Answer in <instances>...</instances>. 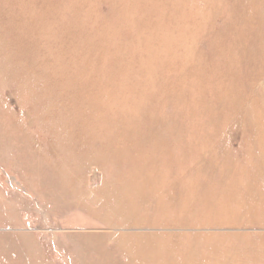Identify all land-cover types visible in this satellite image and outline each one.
I'll use <instances>...</instances> for the list:
<instances>
[{"label": "bare ground", "instance_id": "1", "mask_svg": "<svg viewBox=\"0 0 264 264\" xmlns=\"http://www.w3.org/2000/svg\"><path fill=\"white\" fill-rule=\"evenodd\" d=\"M204 2L207 0H201ZM230 11L239 15L228 21L226 29L235 36L241 51L231 49L229 52L228 45L220 37L222 44L217 45L216 54L212 53L208 61L215 64V59L222 57V66L233 73L227 75L228 71L218 76L213 89L197 91L201 97L199 109L190 111L185 120L200 115L203 123L200 136L204 140L188 143L187 148L179 151L170 145L171 140L178 137L172 130L174 124L161 120L134 130L119 119H95L89 116V112L78 118L77 111L74 122H63L65 105L55 107L54 103L47 101L49 91L43 86L42 78L31 73L21 58L24 54L32 55L33 49L26 47L32 44L0 40V162L7 161L40 198L50 199L52 196L56 202L64 199L69 203L68 207L82 203V197L88 191L84 188L87 180L81 171L89 160H98L91 153L96 152L94 147L100 150L98 155L104 154L105 159L110 150L116 154L128 153L126 151L130 149L160 152L155 159L145 160L136 173H116L114 182H111L113 187L106 185L112 174L103 176L101 183L107 191L103 188L101 191L115 195L109 193L105 198L101 195L102 199L98 200L88 198L89 204L83 208L96 212L108 224L112 221L113 231L97 237L72 236V241L78 243V264H249L239 242H230L227 238L235 235L202 231L215 225H232L228 222L223 202L230 203L232 199V204L235 201L236 195L231 190H235L236 184L244 190L243 195L236 192L237 196L248 200L242 207L238 206L239 210L243 213L256 208V219L264 225V212L259 210L264 207L261 192L264 187V88L260 86L264 76V2L235 0ZM222 30L216 38L219 39ZM31 34L36 36L34 32ZM239 63L243 66L242 72L235 66ZM225 78L232 79V85L237 89L218 86ZM183 96L182 91L177 92L172 95V102L180 101L181 106ZM11 105L15 106L16 112L12 111ZM66 110L70 112L67 106ZM178 112L183 114L180 110ZM132 132L138 137L133 139ZM236 133L244 141L241 148L245 157L243 167L238 165L235 173L228 172V169L224 176L218 175L219 179L214 176V169L231 154L226 155V152L232 146V135ZM145 138L150 139L146 145L142 142ZM130 142L132 145L128 144ZM220 142L224 146H216ZM71 145L83 151L82 157L74 152L67 154L71 161H75L73 166L46 164L49 154H65L67 146ZM164 166L165 170L162 169ZM204 169L207 178L199 176ZM219 182L222 184H217ZM184 190L190 191L186 197V209L169 214L166 207L179 204L185 198ZM251 193L258 197L257 201L256 196H250ZM95 202L100 205L97 211L93 207ZM17 212L16 205L0 198V226L14 225ZM143 227L149 231L138 232ZM11 235L0 232V253L6 259L4 263L23 261L16 255L18 251L27 256L29 264L45 262L32 236L27 233ZM226 243L231 251L222 249ZM262 252L261 261H264V249ZM86 255L91 261L84 259ZM256 258L259 257L252 256L250 260L256 261Z\"/></svg>", "mask_w": 264, "mask_h": 264}, {"label": "rangeland", "instance_id": "2", "mask_svg": "<svg viewBox=\"0 0 264 264\" xmlns=\"http://www.w3.org/2000/svg\"><path fill=\"white\" fill-rule=\"evenodd\" d=\"M234 1L207 0L201 3V0H0V40L12 43L18 40L32 44L31 47L26 46L33 49L32 55L24 54L21 58H24L31 73L42 78L43 86L49 91L47 101L54 103L55 107L65 105L63 122H74L77 111L78 118L89 112V116L95 119H119L134 130L143 129L161 120L174 124L171 128L178 137L174 142L171 140L170 145L179 151L187 148L188 143L196 144L204 140L200 136V125H203L200 115L185 120L190 111L199 109L198 101L201 97L197 91L212 88L217 83L218 76L229 71L222 66V57L215 59L217 65L208 61L212 53L216 54L217 45L222 44L220 37L228 45L229 52L231 49L234 52L241 51L235 36L226 29L228 21L235 20L239 15L230 11ZM262 17L264 19L263 13ZM222 28L218 39L216 36ZM235 66L241 72L244 70L240 63ZM234 69L233 66L232 70ZM231 73L233 72L229 71L227 75ZM262 80L260 86L264 88V76ZM232 81L228 78L222 79L218 86L237 89ZM181 91L184 96L180 106V101L172 102L171 97ZM66 106L70 112L66 110ZM11 109L16 112L15 106L11 105ZM132 133L133 139L138 137L136 133ZM149 141L147 138L142 140L145 145ZM232 142L226 152V155L231 152L226 156V163L222 162L214 169V176L217 178L224 176L228 169V172L235 173L238 165L243 167L245 157L242 156L241 148L244 141L236 133L232 135ZM128 144L132 145V142ZM218 144V147L224 146L221 142ZM94 149L97 153H91L98 160H89L88 165L82 167L81 171L87 180L84 188L88 193H84L82 203L69 207L64 199L56 202L52 196L50 199L40 198L25 185L20 174L7 161L0 162V198L16 205L18 209L15 214L16 223L1 225L0 232L9 235L27 233L32 236L38 244V252L45 260L41 264H78V243L72 241V236L97 237L113 231L112 221L108 224L96 212L92 213L83 208L89 204L88 198L98 200L102 199L101 195L104 198L109 193L115 195L109 191H101L102 188L106 190L101 179L112 174L106 185L113 187L111 182H114V176L136 173L145 160L155 159L154 156L160 155L159 151L145 153L141 149H130L126 151L128 153L120 154L110 150V155L105 159L104 154L98 155L100 150L96 147ZM66 150L65 152L64 149L65 154H49L46 164L73 166L75 161H71L67 154L74 152L81 156L83 151L74 145L67 146ZM142 158L144 161L141 163ZM85 161L88 162L87 159ZM162 169L165 170V166ZM180 169L183 167L180 166ZM199 176L207 178L208 173L204 169ZM238 186L236 184V191L231 190L236 195L235 201L231 204V199L230 203L226 202L227 205L223 202L228 222L232 225H215L202 231L235 235L226 237L230 242H239L248 263L264 264L261 261L264 225L256 219V208L249 206L254 210L243 213L239 210L238 206L242 207L248 200L237 196L236 192H241L242 195L244 193L242 186ZM238 189L242 191H237ZM214 191L218 194L215 188ZM261 192L264 194V187ZM251 194L250 196H256ZM188 195L190 191L184 190L185 198L177 205L166 207L168 213L186 209ZM257 198L256 196V201ZM98 203H93L95 211L100 206ZM259 210L264 212V207ZM147 231L149 228L146 227L138 230L140 233ZM240 234L250 237L247 239L248 236ZM238 235L241 236L240 239ZM227 243L221 247L231 251ZM16 255L23 259L18 261L19 264H29L26 255H22L20 251ZM252 256L259 258L256 261L250 260ZM84 259L91 261L87 255ZM4 260L6 259L0 253V264L10 262L4 263Z\"/></svg>", "mask_w": 264, "mask_h": 264}]
</instances>
